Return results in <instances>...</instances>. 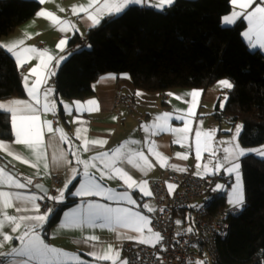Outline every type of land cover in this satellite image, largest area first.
<instances>
[{"label":"trees","instance_id":"1","mask_svg":"<svg viewBox=\"0 0 264 264\" xmlns=\"http://www.w3.org/2000/svg\"><path fill=\"white\" fill-rule=\"evenodd\" d=\"M40 7L35 0H0V39ZM231 10V0H177L164 10L133 5L106 17L86 36L71 39L67 59L55 76L58 99L90 97L100 78L121 73L129 75L132 88L149 92L206 88L228 79L233 88L222 113L232 123H243V147L264 146V53L243 38V21L224 25ZM25 95L18 66L0 48V103ZM59 113L67 125L60 101ZM12 139L11 116L0 110V141ZM241 167L245 205L231 216L227 238L218 242L217 264H264V158L247 155ZM70 203L58 207L47 229ZM225 205L222 198L219 206Z\"/></svg>","mask_w":264,"mask_h":264},{"label":"crops","instance_id":"2","mask_svg":"<svg viewBox=\"0 0 264 264\" xmlns=\"http://www.w3.org/2000/svg\"><path fill=\"white\" fill-rule=\"evenodd\" d=\"M38 1L39 0H35ZM177 0H174V3ZM153 3L156 0H152ZM173 3V4H174ZM89 4V0H45L43 4H41L40 9L46 12H51L54 16L59 17L63 21L70 22L72 25H75V28H69L67 32H61L59 30L60 25L54 23L49 17H40L37 15L29 19L24 24L20 25L13 33L4 36L0 39V44L7 45L9 43H16L17 41L23 40L24 43L21 47H35L39 50L47 49L49 54L54 57L49 67H51L55 73L57 74L63 64V62L67 59V49L70 44V41L73 37L80 35L82 37L86 36L88 31L93 28L91 22L87 20L86 14L83 12H79L78 14H74L72 12L73 6L87 7ZM142 7H151L150 5H139ZM256 5L253 4L246 11H251L253 7ZM130 7V6H129ZM128 7V8H129ZM169 7V6H166ZM64 9V11H60V9ZM126 10V9H125ZM124 10V11H125ZM92 11V9H89ZM233 11H241L238 6L232 5V10L228 14L230 15ZM123 13V12H122ZM120 15V14H119ZM108 16H105V19ZM102 19V20H103ZM101 20V21H102ZM245 24V29L242 33L243 38L247 41L248 39L245 37L244 33L248 31L249 24L248 20L245 17H239L236 19L234 24L226 26H236L238 23L242 22ZM224 23V22H223ZM78 29V31H76ZM68 38V43L64 48V51L61 52L56 48L58 41L64 37ZM251 46V45H250ZM253 50H261L264 53V48L259 46L252 47ZM7 52L6 47L2 48ZM8 53V52H7ZM10 54V53H8ZM12 56V54H10ZM60 56L66 57L59 67H56V59ZM14 59L16 65L17 62ZM39 63V60L36 58H31L27 63H25L24 67H18L21 73L22 83L26 92V95L23 97H13L3 101L2 103H7L12 100H22L29 103H34L31 98L28 96V90L25 86L24 77L29 75L28 69L30 67L36 66ZM18 66V65H17ZM51 76L48 79L46 85L41 87V91H43L46 87H51L53 91V96L51 99L56 101L55 108L52 111L41 112L40 121L37 123H42L44 120L52 121L53 128H62L63 133L67 136L69 140L75 144L79 150L80 158L87 160L91 156L96 155L100 152L110 151L116 148L119 145H124L125 150L134 148L138 151H143L145 156H147L148 160L152 164L151 168H146L143 172L134 168L132 165L125 163L123 167L125 170L129 171L134 179L146 180L148 181V189L152 192L151 181L156 180L161 177L163 171L171 166L176 165V169H189L195 175L202 177L204 179L210 180L214 183V186L217 184L224 185L223 190L225 191V207L226 208H236L232 204L229 203L231 189L236 183L235 174L229 175L224 169H220V171L215 174H206L203 170L204 163L209 159V153L203 152L200 161L196 159L195 153V142H194V133L196 130H200L201 132H209L213 133V147L218 146L217 142L219 141H231L233 137H236L235 142L239 143L241 148H243L246 152H250L256 148H264V146H258L253 148H244L240 143V134L242 132L243 127H240L239 134L237 135L236 129L238 127V122L232 123L230 120L224 119L221 115L224 111L229 92L231 89L222 88L219 86L218 82L224 79H220L215 81L213 84L206 88H174L168 90L166 92H149L141 89L132 88V83L130 77L126 73L107 75L100 78L95 84V93L94 95L87 97L85 99H58L55 87V76ZM36 77H30L29 85L31 81ZM228 80V79H227ZM230 83H232L229 80ZM117 90H121L124 94L130 95L137 103V111L135 113L129 112L125 108H116L114 106V95ZM193 90H198L201 94L196 97L194 101H192V97L188 95ZM137 92L141 93V95H137ZM169 93L173 95H168ZM225 96L227 99L225 100ZM177 97H181L177 99ZM89 100L97 101L96 105H88L87 102ZM59 101H63L62 108L64 111L65 120L67 125L64 124L61 120L59 113ZM191 101V103H189ZM75 102H79L84 106L85 109L91 108V111H81L77 112L75 110ZM64 104H70L73 106V111L71 114H68L64 110ZM189 110L193 113L191 116L188 115ZM9 113V112H8ZM163 113H170L175 115L185 116L188 121V127L192 129V132L188 134V136L181 141V143H176L179 138V134L175 132L169 131H157L153 129L151 132H146L144 130L145 126H151L154 122H156V117L162 115ZM11 116V113H9ZM74 118H78L75 122ZM161 123V122H157ZM17 124H20V121L17 120ZM12 125V120H11ZM169 125L172 128H183L184 123L180 120L170 119ZM25 128L30 127L28 122L24 124ZM13 131V139L11 141H0L7 146V149H11L15 154L23 157L24 159H28L30 161L29 164L22 163L21 161L15 160L13 156H9L7 154L6 148H0V167H4L6 171H11V168L17 170L19 173L26 174L27 176L34 178L36 183L46 184L50 190L48 195H58V192L55 194L51 191L52 188V176L59 175L62 177V182L57 187V189L62 188L65 182L66 176L69 175L65 167L62 166H53L51 161L52 149H47V158L49 167L47 170L43 168V162H39L37 168H33L31 166V162H37L36 158L33 154L32 149H30L25 143H17L15 137V130L12 127ZM49 133H47L45 128V143L48 142ZM60 133L56 134V141L54 143L57 144L58 150L63 151L67 156L68 160H72L73 163L68 165L67 167H73L75 165L74 157L67 151L68 145L59 142ZM80 138H77V137ZM30 134L28 136L22 137L23 139H30ZM104 140L107 143L103 145H92L89 144V151H84L81 145L83 144V140ZM203 140V137H202ZM131 141H137V144H131ZM151 144L156 148L162 157L165 159L158 160L155 155L149 153L148 147ZM227 145H219V147H223ZM177 153L187 154V159H181L177 156ZM224 153L222 151L218 152V156H223ZM248 155H256L258 157L264 158V156L257 155L255 153H251ZM247 156V155H245ZM243 156V157H245ZM243 157H240L238 162L240 164L239 174H240V183L241 190L244 193V182H242V167L241 161ZM2 158V159H1ZM4 163L8 164L9 167H6ZM98 163V162H97ZM199 163L200 167H197ZM215 161H213V164ZM82 167V166H78ZM91 171L96 172L97 175L99 173L96 169H91ZM212 171V165H209V173ZM13 172V171H11ZM14 173V172H13ZM39 173V174H37ZM15 177L19 179L21 182H25L22 178L19 177L18 174L15 173ZM231 178L232 182L230 184L226 183V179ZM0 179H3L0 177ZM82 177L77 176L76 180L73 181L71 185H69L68 189L65 191V199L62 202L49 200L48 208L53 209L50 213L54 215V213L58 210V207L67 204L68 200L71 201L70 205L61 212V216L59 221L53 225L51 228L47 229L46 222L43 228L40 230L41 238L44 239L45 243L51 247H55L61 249L70 254L78 255L82 264H112V261H103L96 260L94 257L90 256L89 253L93 250L92 245H96L101 251H106L108 246L111 245L114 251L119 252V257L115 259V264H122V262L126 261V252L129 244L139 243L138 240L127 239L121 236V233H126L128 236H138V233L132 232L128 229H120L119 232H114L111 229L107 228H78V227H66L62 226L64 222V213L70 211L75 208L77 204L81 202L80 197L73 196L70 193L71 187L75 184L73 191H75L79 187V183ZM102 183L106 184L108 187L117 189L119 191H124L123 182L117 179H111L107 176L105 177ZM169 190H174V187ZM0 191L4 192H23V193H36L37 195H43L39 189L29 186L25 189H17L15 187H10L7 184L0 187ZM72 191V192H73ZM132 198L137 201L136 206L128 205L126 202H121L119 206L123 207H132L134 211H140L139 201L144 200L151 206H155V200L153 198V194L151 196H144L139 190H129ZM45 192V191H44ZM71 197V198H70ZM3 198H0L2 200ZM86 199H99L96 197H88ZM42 200H37V203L40 205V213L43 214L45 211L41 208ZM101 203H112L113 206H117L114 202H108L104 200H100ZM15 201H13V205H15ZM245 205V204H244ZM243 205V206H244ZM242 206V207H243ZM8 215H23L26 213H17L15 211V206L12 208H8L5 210ZM142 213V212H141ZM143 214V213H142ZM2 218V217H0ZM150 227V225H149ZM151 228V227H150ZM23 230V226L18 232L13 233L11 231V226L5 225L3 228V232L5 234L12 235L15 237L19 234V231ZM152 232H154L152 230ZM87 236H96L97 239L94 241H90L88 244L82 243L83 239ZM145 236L150 237L152 240L151 244H145L149 246H153L158 242L154 237L150 236L148 230L145 229ZM0 241H3V237L0 236ZM142 244V243H140ZM13 247H19V241L13 238L10 241L3 242L2 247H0V252L8 253L11 251ZM1 258H5V263L8 264L9 261L12 260V257L9 256H0ZM204 264H208L203 262Z\"/></svg>","mask_w":264,"mask_h":264},{"label":"snow or ice","instance_id":"3","mask_svg":"<svg viewBox=\"0 0 264 264\" xmlns=\"http://www.w3.org/2000/svg\"><path fill=\"white\" fill-rule=\"evenodd\" d=\"M39 2L43 4L45 0H39ZM173 3L174 0H156L155 3H153L152 0H89L87 7L73 6L72 12L74 14H78L79 12L85 13L87 20L91 22L90 26L95 27L101 24V20L105 16H118L129 6L150 5L158 10H164L166 6H171ZM231 4L238 6L241 11H233L230 15H226L223 18L224 24L231 25L235 23L237 18L245 17L248 20L249 29L244 35L248 39L249 44L252 47L259 46L264 48V0H231ZM253 4L256 6L253 7L251 11H246ZM89 9H92V11H89ZM60 11H64V9L61 8ZM37 15L40 17L51 18L54 23L60 25L59 30L61 32H67L69 31V28H75V25L61 20L51 12L41 10ZM76 31H78V29H76ZM23 43L24 41L20 40L16 43H9L7 45L0 44V48L6 47L7 52L12 54L15 58L18 67H24L25 63L31 58L39 60V63L36 66L28 69L29 75L24 77L28 96L34 103L22 100H12L7 103H0V110L11 113L12 127L15 130L16 142L25 143L30 149H32L37 161L31 162L33 168H37L39 162L42 161L43 168L45 170L48 169L49 163L46 150L50 148L52 149L51 161L53 166L65 167L69 175L66 176L63 187L57 189L58 195H48L47 193L37 195L34 192L13 193L0 191V198H3L0 200V217H2L0 218V236L3 237V241H0V247H2L3 242L10 241L13 238L19 241V247H13L8 253L0 252V256L12 257V260L9 261L8 264H82L78 255L70 254L61 249L51 247L41 238L40 230L49 220L50 213L53 209L48 208L45 213L41 214L39 211L40 205L37 203V200H43L45 198L62 202L65 199V191L68 189L69 185L76 180L77 176H81L82 179L79 183V187L71 192V194L80 197L81 202L77 204L75 208L64 213V222L62 226L78 228L100 227L102 229H111L114 232H119L120 229H128L139 235L128 236L126 233H121V236L130 240H138V242L142 244H151V238L145 236V229H147L150 236L154 237L157 242L162 240L160 233L152 232V229L149 227L151 220L148 216L142 214L140 211H134L132 207L119 206L121 202H126L131 206L137 205V201L132 198L129 190H139L144 196L152 195V192L147 187L148 181H138L134 179L130 172L123 167V165L127 163L143 172L146 168L152 167L147 156H145L143 151H138L134 148L125 150V147L122 144L110 151L100 152L91 156L89 159L84 160L80 158L77 146L67 138L63 133L62 128H53L52 121L48 120H44L42 123L38 124L37 122L40 121L41 112L52 111L56 104V101L51 99L54 91L51 87H46L41 91V87L47 84L48 79L56 74L55 71L49 67L54 57L49 54L47 49L39 50L35 47H21ZM67 43L68 38L65 36L58 41L56 48L63 52ZM64 59H66L64 56H60L56 59V67H59ZM33 76L36 78L32 80L29 85V79ZM218 84L222 88H233V84L227 79L219 81ZM200 94V91L193 90L188 95H190L192 101H194ZM137 95H141V93L137 92ZM168 95L173 94L169 93ZM180 98L181 97H177V99ZM226 99L227 96H225V100ZM61 103L63 104V101H61ZM189 103H191V101H189ZM87 104L96 105L97 101L89 100ZM64 110L68 114H71L73 106L70 104H64ZM75 110L81 112L91 111L92 109H85L79 102H75ZM192 114L191 110H189L188 115L191 116ZM77 119L78 118H74L73 122ZM170 119L182 121L184 127L172 128L169 125ZM17 120L20 121L19 125L17 124ZM25 122H28L30 127L25 128ZM240 127L241 126H238L236 129L237 135L239 134ZM45 128L47 133L50 134L47 144L44 139ZM153 129L161 132L169 131L179 134L176 143H181V141L192 132V129L188 127V121L185 116H173V114L170 113H163L162 115L157 116L156 122L151 126L144 127L146 132H151ZM57 133H60L59 142L68 145L67 151L74 157L76 166L70 168L67 167L68 165H71L73 161L68 160L64 152L58 150L57 144L54 143V141H56ZM29 134L31 137L30 139L22 140V137L28 136ZM77 138L80 137L78 136ZM235 140L236 137L234 136L231 141H219L217 142L218 146L213 147V133L211 131L201 132L200 130H196L194 133L197 161H200L203 152L209 153V159L203 165L204 172L206 174L215 175L220 169H224L229 175L235 174L236 183L231 189L229 203L234 207L240 208L244 203L239 174L240 164L234 161H238L240 157L251 153L264 156V148L253 149L251 150V153L246 152L241 148L239 143L235 142ZM105 143H107V141L84 139L81 147H83L84 151H89V144L103 145ZM137 143L139 142L131 141V144ZM219 145L227 146L221 148ZM0 148L7 149V146L0 143ZM148 151L155 155L158 160L165 159L151 144H149ZM220 151L224 153L223 156H218V152ZM7 154L13 156L15 160L21 161L22 163H30L28 159H24L15 154L11 149H7ZM177 156L181 159L188 158L187 154L184 153H177ZM213 161H215L214 164ZM209 165H212V171L210 173ZM171 167L176 168V165H171ZM197 167H200L199 163L197 164ZM91 169H96L99 175H97L96 172L91 171ZM106 176L111 179L118 178L121 180L125 190L119 191L102 183ZM0 177L3 178L0 179V187L5 184L17 189H25L29 186H33L32 179H26L25 182H21L15 177V173L10 170L6 171L4 167H0ZM34 187L39 189L42 185L37 183ZM172 187V185H169V189H172ZM215 188L220 191L223 190L224 185L217 184ZM88 197H96L99 199H86ZM101 199L108 202H114L117 206H113L112 203H101ZM13 201L16 202L15 205H13ZM13 206H15V211L17 213L26 214L19 216L8 215L5 210L12 208ZM141 207L145 208L147 212L156 211V209L150 204H144ZM177 223L180 222L177 221ZM6 224L11 226V231L13 233L18 232V230L21 229V226H23V230L19 231V234L13 237L2 231ZM188 231L191 232L192 229L189 228ZM96 239V236H87L83 239L82 243L88 244L90 241ZM92 248L93 250L89 255L96 260L112 261V264H115L114 257H119L118 250L114 251L111 245L108 246L106 251H101L94 244L92 245ZM122 264H127V262L124 261ZM198 264H203V262H198Z\"/></svg>","mask_w":264,"mask_h":264},{"label":"built area","instance_id":"4","mask_svg":"<svg viewBox=\"0 0 264 264\" xmlns=\"http://www.w3.org/2000/svg\"><path fill=\"white\" fill-rule=\"evenodd\" d=\"M114 106L125 108L131 113L137 111L136 101L128 94L117 90ZM224 119L231 116L222 114ZM62 182L59 175L52 176L51 191L55 194ZM231 178L226 179L230 184ZM169 185L174 190H169ZM156 211L147 212L141 207L148 204L139 201L141 212L151 220L150 227L159 232L162 240L154 246L140 243L129 244L126 252L127 264H195L205 262L217 264L218 242L230 233V218L239 214L242 208L219 206L224 190H216L214 183L195 175L189 169L167 167L160 178L151 181ZM49 199L41 202L43 211L48 209ZM162 209V211H161ZM179 221L180 223H177ZM192 231L189 232L188 229ZM0 259V264L5 263Z\"/></svg>","mask_w":264,"mask_h":264},{"label":"water","instance_id":"5","mask_svg":"<svg viewBox=\"0 0 264 264\" xmlns=\"http://www.w3.org/2000/svg\"><path fill=\"white\" fill-rule=\"evenodd\" d=\"M4 165H5L6 167H9L8 164H6V163H4ZM11 171H13L14 173L18 174L19 177L22 178L24 181H26V179H32V181H33V187H34L35 184H37V183L35 182V179H34V178H31V177L27 176L26 174L19 173L17 170H15V169H13V168H11ZM39 184L42 185V187H40L39 190H40L42 193H44V194H45V193L48 194L50 188H49L46 184H43V183H39ZM44 191H45V192H44ZM52 216H53V215L50 216V218H49V220H48L47 222H50Z\"/></svg>","mask_w":264,"mask_h":264},{"label":"rangeland","instance_id":"6","mask_svg":"<svg viewBox=\"0 0 264 264\" xmlns=\"http://www.w3.org/2000/svg\"><path fill=\"white\" fill-rule=\"evenodd\" d=\"M238 126H241V127H243V123L241 122V121H238ZM245 148V147H244ZM242 182H243V179H242ZM243 194V193H242ZM243 197H244V203H243V205L245 204V194H243ZM240 208H242V207H240ZM195 264H198V262H196ZM204 264V263H203ZM209 264H212V263H209Z\"/></svg>","mask_w":264,"mask_h":264}]
</instances>
